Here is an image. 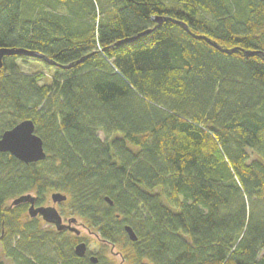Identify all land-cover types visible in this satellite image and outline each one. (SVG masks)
<instances>
[{"label": "trees", "instance_id": "1", "mask_svg": "<svg viewBox=\"0 0 264 264\" xmlns=\"http://www.w3.org/2000/svg\"><path fill=\"white\" fill-rule=\"evenodd\" d=\"M24 1L0 0V49L52 62L2 58L0 136L29 119L46 157L0 151L5 257L94 264L7 204L61 192L134 264H264V0H29L23 19Z\"/></svg>", "mask_w": 264, "mask_h": 264}, {"label": "water", "instance_id": "2", "mask_svg": "<svg viewBox=\"0 0 264 264\" xmlns=\"http://www.w3.org/2000/svg\"><path fill=\"white\" fill-rule=\"evenodd\" d=\"M153 21L161 24L163 19L160 18H153ZM146 32H149L147 30ZM136 37L126 38L125 40L119 41L121 42H130ZM215 45V44H214ZM25 55L27 57L43 59L44 61L52 62L51 59L47 58L45 55L36 52L30 51L25 49H14V48H2L0 49V74L2 68V58L4 56H11V55ZM69 66V65H68ZM66 66V67H68ZM0 151L8 152L18 160L24 163H32L43 160L46 157V152L44 150L43 141L40 136L35 133V126L33 121L26 119L20 121L11 129H7L4 131L0 136ZM51 199L53 202H60L66 199V196L61 192H53L51 193ZM105 200L112 204V201L106 197ZM22 202H29L30 206L28 208V213L31 217H35L36 215H40L45 222H53L56 224L57 229H62L63 224H61V216L57 212L54 207H44V206H34V197L31 194H24L21 195L11 201L12 205H17ZM74 217L69 219V222L75 221ZM75 232V234H79V230L72 227L70 228ZM124 230L128 235V238L131 241H136L137 236L131 226L125 225ZM87 250V244L84 241L77 243L74 247V252L77 256L82 257L85 255ZM90 260L93 263L98 261L96 256H91Z\"/></svg>", "mask_w": 264, "mask_h": 264}, {"label": "rangeland", "instance_id": "3", "mask_svg": "<svg viewBox=\"0 0 264 264\" xmlns=\"http://www.w3.org/2000/svg\"><path fill=\"white\" fill-rule=\"evenodd\" d=\"M24 1V0H23ZM27 4L25 5V1L22 5V18H26L29 16L28 3H31L29 0H26ZM27 8V9H26ZM21 70L25 73H34L41 72L44 74V81H48L51 78L52 73L46 68V65L42 61L28 60L27 62L20 63ZM46 79V80H45ZM99 136L104 139L105 135L103 132L99 131ZM66 200V199H65ZM65 200L61 204V208H58L55 202L52 201L50 195L47 198V203L51 206H55L59 212L63 206H65ZM11 201H8L7 204H10ZM56 204V205H55ZM61 223L66 224L67 230H64L63 236L76 239H84L87 242V248L89 253H95L102 257L106 262H112L113 264H134L129 258H127V250L119 243L112 244L106 241H102L100 237L96 236V233L93 229H91L84 218L79 216L70 215L69 213H65L61 210ZM28 215V214H27ZM74 217L76 220L72 222H68L70 218ZM39 220L41 227L45 230H50L53 232H57L58 230L55 228L53 222H45L41 216L36 217ZM76 228L79 230V234H75L73 230L70 228ZM0 260H2L5 264H13L5 255L2 253V247L0 244Z\"/></svg>", "mask_w": 264, "mask_h": 264}, {"label": "flooded vegetation", "instance_id": "4", "mask_svg": "<svg viewBox=\"0 0 264 264\" xmlns=\"http://www.w3.org/2000/svg\"><path fill=\"white\" fill-rule=\"evenodd\" d=\"M51 196V195H50ZM62 202H64V201H60V202H55L56 204H58L57 205V207L58 208H61V204H62ZM25 203H27L28 204V208H29V206H30V203L29 202H25ZM55 204V205H56ZM34 206L35 207H37V206H44V207H54L55 209H57L55 206H51V205H49L48 203H47V201H45L43 204H40V205H36L35 203H34ZM61 210L62 209H60V212L57 210V212L60 214V216H62V214H61ZM27 211H28V209H27ZM63 211V210H62ZM38 216H40L39 214L38 215H36L35 217H38ZM68 222H69V220H68ZM51 224H54L55 225V228L57 229V227H56V224L55 223H51ZM61 224H63L64 226H63V228L62 229H57L59 232H64V230H67L68 228L66 227V224H64V223H61ZM67 228V229H66ZM96 236H98L96 233H94ZM99 237V236H98ZM79 240V239H78ZM101 240L102 241H105V240H103L102 238H101ZM81 241H84L86 244H87V242L84 240V239H81V240H79V242H81ZM78 242V243H79ZM107 242V241H106ZM108 243H110V242H108ZM88 247V246H87ZM89 252H88V248H87V250H86V253H85V255L86 254H88ZM96 256L97 258H99V255H97V254H95V253H89V255H88V259H89V261L90 262H92L91 260H90V257L91 256ZM98 262V261H97ZM96 262V263H97ZM93 263V262H92ZM95 264V263H94Z\"/></svg>", "mask_w": 264, "mask_h": 264}]
</instances>
